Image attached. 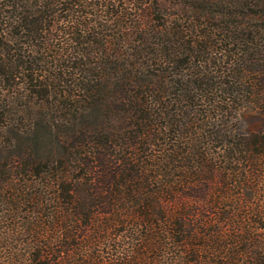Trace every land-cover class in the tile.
<instances>
[{"label":"trees","instance_id":"trees-1","mask_svg":"<svg viewBox=\"0 0 264 264\" xmlns=\"http://www.w3.org/2000/svg\"><path fill=\"white\" fill-rule=\"evenodd\" d=\"M260 109L264 0H0V264H264Z\"/></svg>","mask_w":264,"mask_h":264},{"label":"rangeland","instance_id":"rangeland-1","mask_svg":"<svg viewBox=\"0 0 264 264\" xmlns=\"http://www.w3.org/2000/svg\"><path fill=\"white\" fill-rule=\"evenodd\" d=\"M49 69H50L49 72L50 71L52 72V70H54V71L58 70V68H49ZM51 76H52V73H51ZM44 105H45V103H44ZM45 107H47V106H45ZM239 125H240L241 129H243L244 131L264 130V110L260 109L259 111H256V110L247 111L240 118ZM1 134L4 138L6 137V132L4 130H1ZM17 139L18 138H15L12 140V142L5 144L7 146V149L10 150L11 154H14L16 152V148H17L16 144L19 141ZM51 141L52 140L49 139V137H47V138L44 137V138L40 139V144L42 145V149H43L42 153L46 154V151H48V150H53V151L56 150V149H54L55 145H53L51 143Z\"/></svg>","mask_w":264,"mask_h":264}]
</instances>
